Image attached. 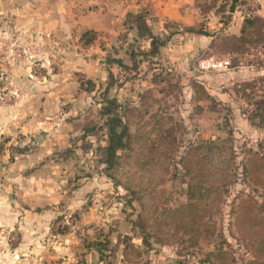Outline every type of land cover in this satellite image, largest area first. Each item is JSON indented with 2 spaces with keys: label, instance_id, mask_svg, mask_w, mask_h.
<instances>
[{
  "label": "rangeland",
  "instance_id": "374dc122",
  "mask_svg": "<svg viewBox=\"0 0 264 264\" xmlns=\"http://www.w3.org/2000/svg\"><path fill=\"white\" fill-rule=\"evenodd\" d=\"M60 1L0 0V264L264 260L254 245L264 231V120L254 116L264 94V45L242 42L246 48L231 55L219 35L208 47L200 41L193 55L183 53L188 47L181 54L162 48L138 55L135 67L109 61L117 79L108 93L129 115L136 144H150L148 126L139 128L150 114L178 124L164 151L138 146L106 167L99 116L106 59L115 51L131 63L125 50L141 40L129 34L126 41L122 31L112 45L99 38L107 50L99 80L81 69L98 57L85 50L96 40H80L94 28L78 32L48 21ZM261 2L248 0L242 9L264 16ZM206 56H228L230 65L202 69ZM198 136H231L232 149L189 144ZM179 148L188 151V169L173 154ZM218 148L226 154L214 153ZM227 153L233 161L226 167ZM200 178L216 184L209 200L190 201L184 180ZM217 248L223 256L207 254Z\"/></svg>",
  "mask_w": 264,
  "mask_h": 264
},
{
  "label": "trees",
  "instance_id": "16d2710c",
  "mask_svg": "<svg viewBox=\"0 0 264 264\" xmlns=\"http://www.w3.org/2000/svg\"><path fill=\"white\" fill-rule=\"evenodd\" d=\"M246 1L248 0H197V4L204 14H207L212 9L220 13V19L223 22V25H225L230 19L231 11H233L234 8L239 4L246 3ZM149 17L150 15L147 10L127 11L124 19L122 20V27L125 28V30H123L122 34L120 35H122L126 41L128 40L127 36L130 34L131 30H134L135 38L145 41L144 43H141L140 41L139 45H137L138 48H135L132 45L131 47L133 48H130V44H128L125 53L127 54L131 63H126L124 60H122V56L117 55L115 52L112 54V56H109L106 59L107 78L105 80L104 89L102 91L100 90L101 98L99 107V116L103 119L102 124L104 128V134L106 136V142L103 146L105 153L103 161L106 163V167H112L118 157L123 155V151L125 150H135L138 149V146L139 148L143 149L146 147V149L149 150L147 147L150 146L154 149H157V147H162L161 149L164 151L166 148L163 147V145H169L170 143L175 142L177 138V134H175L173 131V129L178 124L176 121L163 123L161 121V116L150 114V117L144 119L142 121V125H139L140 129L142 126H148L147 129L144 130V133L150 135V144H147L146 142L143 146L136 144L137 142L134 140L135 133L132 131V127L130 125L129 115H127L126 112L123 113V110H121L123 105L120 103L117 97L110 96L108 93L109 88L116 84L117 79V76L111 70L109 61L117 63L120 68L135 67L138 63V55H143L146 57L160 55L162 52V46L168 43L172 39L173 35L179 30L178 26L166 23V29H164L162 32H154L152 26L148 22ZM183 30L201 34L210 33L204 26L203 22L196 26H184ZM100 34L101 32L96 29H88L82 32L80 40H82L83 44L87 45L96 40ZM221 41L223 42L222 49L231 55L234 52H242V50L246 48L245 46H241L242 42L246 43L250 47L264 45V16L246 12L242 20L240 32L238 34L226 35L225 37L221 38ZM262 96V100H260V102L257 103L254 108V110H256L254 116L257 117L259 121L264 120V104H262V102H264V94ZM231 141V136L205 139L198 136L189 144L195 142L196 148L205 146L207 147V150H212L214 147L224 146H227L225 147L227 149H232ZM170 152L171 150L165 154L166 157H169ZM173 152L174 151H172V153ZM176 152L179 153V162L182 164V167L184 166L186 169H188L189 167L186 162L188 151L180 150L179 148V150H176L173 154ZM215 152H218L221 156L226 154L222 148L214 150V153ZM251 154L252 153H250V155ZM232 158V154H229V156L226 158L229 160H225L223 162L226 163V167L229 163H232ZM247 159L250 160L251 156H249ZM216 167L218 166L216 165ZM242 167L244 172L249 171V167L245 163L242 164ZM184 181L185 186H183V192L190 201H199L203 199L205 201L209 200L210 193L212 192V185L216 184L215 180L210 181L208 178H200L196 182H191L189 180ZM141 237L145 242H147V239L144 235H141ZM97 241L98 240L94 242L96 245L100 243ZM254 245L258 252L264 253V231L263 234H261L260 239ZM225 252V250L217 248L215 252L210 251L207 254L215 253L218 256H223ZM208 260L209 259L206 258V261ZM260 261L264 260L261 258L253 259L247 261L245 264H260Z\"/></svg>",
  "mask_w": 264,
  "mask_h": 264
},
{
  "label": "crops",
  "instance_id": "0c3cea01",
  "mask_svg": "<svg viewBox=\"0 0 264 264\" xmlns=\"http://www.w3.org/2000/svg\"><path fill=\"white\" fill-rule=\"evenodd\" d=\"M259 1L264 2V0ZM262 2L260 6L263 5ZM56 5H60L58 8L61 11L54 17L49 16L48 21L68 25L67 27L70 26L71 30L78 32L87 28H94L101 32L96 43L85 48L86 54H98L97 59L93 61V66L81 65V69L90 70L89 74L97 75L99 80L106 77L105 62H101L100 58L101 53L107 50L98 44V39L106 38V41L109 40L106 44L112 45L117 39L115 36L125 30L122 27V20L127 11L147 10L150 15L148 22L154 32H162L166 29V23L178 26L179 30L162 48L174 54H181L183 48L188 47L183 51L185 56L196 54V45L200 47L202 44L200 41L208 47L219 35L238 34L245 15L241 3L231 11L229 21L223 25L220 13L213 9L207 14L202 13L197 0H62ZM201 22L210 32L209 34L183 30L184 26H196ZM130 34L134 35V30H131ZM168 53L171 55V52Z\"/></svg>",
  "mask_w": 264,
  "mask_h": 264
},
{
  "label": "built area",
  "instance_id": "2783aa9c",
  "mask_svg": "<svg viewBox=\"0 0 264 264\" xmlns=\"http://www.w3.org/2000/svg\"><path fill=\"white\" fill-rule=\"evenodd\" d=\"M230 58L228 56H206L198 61V66L202 69H224L229 67Z\"/></svg>",
  "mask_w": 264,
  "mask_h": 264
}]
</instances>
